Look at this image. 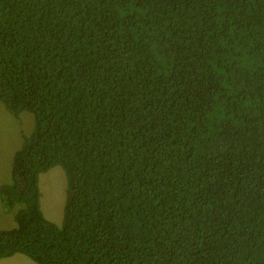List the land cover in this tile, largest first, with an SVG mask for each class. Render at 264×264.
Here are the masks:
<instances>
[{"label":"trees","instance_id":"16d2710c","mask_svg":"<svg viewBox=\"0 0 264 264\" xmlns=\"http://www.w3.org/2000/svg\"><path fill=\"white\" fill-rule=\"evenodd\" d=\"M0 100L35 117L0 261L264 264V0H0Z\"/></svg>","mask_w":264,"mask_h":264},{"label":"rangeland","instance_id":"374dc122","mask_svg":"<svg viewBox=\"0 0 264 264\" xmlns=\"http://www.w3.org/2000/svg\"><path fill=\"white\" fill-rule=\"evenodd\" d=\"M35 128L33 114L24 112L19 118L13 116L0 100V188L11 181V172L16 153L22 148L25 136ZM68 180L64 169L54 167L40 177L41 207L46 218L62 225L67 202ZM17 210V209H16ZM16 210L7 213L0 196V231L17 228ZM0 264H36L28 257L17 254L3 259Z\"/></svg>","mask_w":264,"mask_h":264}]
</instances>
